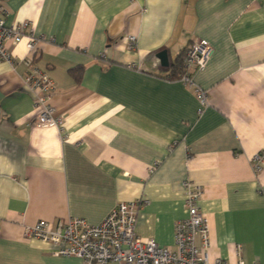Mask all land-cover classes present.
I'll list each match as a JSON object with an SVG mask.
<instances>
[{"label": "crops", "instance_id": "0c3cea01", "mask_svg": "<svg viewBox=\"0 0 264 264\" xmlns=\"http://www.w3.org/2000/svg\"><path fill=\"white\" fill-rule=\"evenodd\" d=\"M7 24L32 21L0 60V264H80L24 227L69 217L100 223L120 201L146 199L135 232L174 247L186 216L182 182L200 185L209 257L264 264V0H6ZM135 36L134 47L127 37ZM194 38L211 44L194 82L170 78ZM164 51V56L159 53ZM55 83L60 124L38 112L21 57ZM115 264V263H110Z\"/></svg>", "mask_w": 264, "mask_h": 264}, {"label": "built area", "instance_id": "2783aa9c", "mask_svg": "<svg viewBox=\"0 0 264 264\" xmlns=\"http://www.w3.org/2000/svg\"><path fill=\"white\" fill-rule=\"evenodd\" d=\"M6 0H0V60L11 65L15 63L9 46L16 45L25 37L26 48L33 51L40 38L34 35L33 23L26 20L19 24H7ZM128 47H134L135 36L127 37ZM212 46L205 39L194 38L186 48L182 59L183 72L180 81L193 87L199 101L198 112L208 104V92L193 80L192 71L206 66ZM21 63L28 71L23 77L38 112L32 124L52 127L60 124L50 102L55 91L54 81L46 72L33 65L30 54L21 57ZM255 171L264 170V149L255 152L251 159ZM186 216L174 223V247L161 246L152 238L143 239L135 232L136 214L146 199L120 201L98 224H90L81 217H69L54 223L40 219L24 227L26 237L39 239L54 246L53 254L76 256L80 264H233L216 257L210 259V235L207 215L200 209L199 200L203 195L200 185L189 179L182 182ZM244 264L237 247V261Z\"/></svg>", "mask_w": 264, "mask_h": 264}, {"label": "trees", "instance_id": "16d2710c", "mask_svg": "<svg viewBox=\"0 0 264 264\" xmlns=\"http://www.w3.org/2000/svg\"><path fill=\"white\" fill-rule=\"evenodd\" d=\"M185 47L177 56L175 63L173 64L172 71L169 75L170 78H178L183 72L182 59L186 51Z\"/></svg>", "mask_w": 264, "mask_h": 264}, {"label": "water", "instance_id": "95a60500", "mask_svg": "<svg viewBox=\"0 0 264 264\" xmlns=\"http://www.w3.org/2000/svg\"><path fill=\"white\" fill-rule=\"evenodd\" d=\"M159 54H160V56H161V57H163V56H164V58H165V55H164L165 53H164V51H163V52H161V53H159Z\"/></svg>", "mask_w": 264, "mask_h": 264}]
</instances>
